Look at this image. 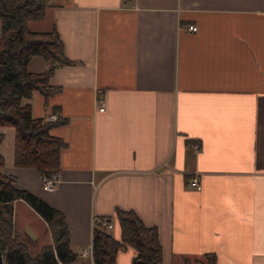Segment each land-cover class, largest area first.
<instances>
[{
    "label": "crops",
    "instance_id": "0c3cea01",
    "mask_svg": "<svg viewBox=\"0 0 264 264\" xmlns=\"http://www.w3.org/2000/svg\"><path fill=\"white\" fill-rule=\"evenodd\" d=\"M27 27H55L73 61L55 68L59 89L46 101L30 99L34 116L63 119L50 133L66 145L46 189L35 169L14 166V128L0 126L1 171L64 214L78 253L70 264H93L81 251L94 217L110 216L118 236L117 209L157 228L162 264L204 252L217 264H264V0H52ZM27 67L47 65L34 56ZM12 222L33 251L51 242L23 199ZM134 254L120 249L117 264Z\"/></svg>",
    "mask_w": 264,
    "mask_h": 264
},
{
    "label": "trees",
    "instance_id": "16d2710c",
    "mask_svg": "<svg viewBox=\"0 0 264 264\" xmlns=\"http://www.w3.org/2000/svg\"><path fill=\"white\" fill-rule=\"evenodd\" d=\"M52 0H0V126H12L13 164L35 169L42 178H52L60 171V150L64 140L50 133L63 121L48 120L32 114L31 97L39 92L44 101L59 87L50 83L58 66L70 64L63 51L58 31H32L27 23L40 20ZM40 56L47 67L30 71L29 60ZM54 112V111H53ZM50 112V113H53ZM4 134L0 132V143ZM4 158L0 154V251L3 264H70L78 253L70 247V235L64 214L30 191L14 185L15 177L1 171ZM23 199L46 221L51 242L33 251L14 229L13 201ZM115 226L118 236L103 221L110 216L94 217L92 227L93 264H117V252L131 246L135 249L132 264H162V248L155 226H148L133 210L117 209ZM181 264H217L213 252L200 258L182 257Z\"/></svg>",
    "mask_w": 264,
    "mask_h": 264
},
{
    "label": "built area",
    "instance_id": "2783aa9c",
    "mask_svg": "<svg viewBox=\"0 0 264 264\" xmlns=\"http://www.w3.org/2000/svg\"><path fill=\"white\" fill-rule=\"evenodd\" d=\"M187 28L189 30H196V25L188 24ZM98 109L99 110H103L104 109V101L102 99H98ZM57 117H58V115H57L56 112L55 113H49L46 116V118L48 120H51V121L56 120ZM56 180H57V176L56 175L53 176L52 178L45 179L44 182H43L44 188L51 189L55 185ZM189 184L192 187H195L196 189H200L201 188L200 182H199V180L196 177H193L192 179H190ZM103 224L106 225L107 228H112L113 227L112 222H107L106 220L103 221ZM81 255L90 257L92 259V245L89 244L88 246L83 247V249L81 251Z\"/></svg>",
    "mask_w": 264,
    "mask_h": 264
},
{
    "label": "rangeland",
    "instance_id": "374dc122",
    "mask_svg": "<svg viewBox=\"0 0 264 264\" xmlns=\"http://www.w3.org/2000/svg\"><path fill=\"white\" fill-rule=\"evenodd\" d=\"M11 128H5V134L6 138L3 141L2 149H4V152L7 153L12 145V132L10 130ZM181 264V263H180Z\"/></svg>",
    "mask_w": 264,
    "mask_h": 264
},
{
    "label": "water",
    "instance_id": "95a60500",
    "mask_svg": "<svg viewBox=\"0 0 264 264\" xmlns=\"http://www.w3.org/2000/svg\"><path fill=\"white\" fill-rule=\"evenodd\" d=\"M0 264H3V257L1 251H0Z\"/></svg>",
    "mask_w": 264,
    "mask_h": 264
}]
</instances>
